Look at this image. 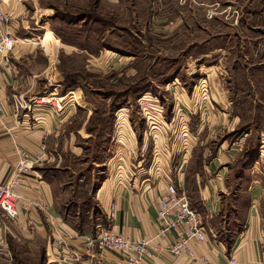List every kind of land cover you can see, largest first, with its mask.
Segmentation results:
<instances>
[{
  "label": "rangeland",
  "instance_id": "rangeland-1",
  "mask_svg": "<svg viewBox=\"0 0 264 264\" xmlns=\"http://www.w3.org/2000/svg\"><path fill=\"white\" fill-rule=\"evenodd\" d=\"M48 1L58 11L82 17L79 29L50 28V11L37 12L36 26L62 38L48 49L37 44L38 60L29 66L52 83L37 104L50 93L49 104L57 107L64 92L66 107L74 102L76 122L85 120L89 134L90 149L72 165L75 177L88 183L85 196L95 195L70 203L68 222L74 228L94 230L95 223L106 222L100 216L106 203L96 196L106 178V186L113 179L132 183L149 177L164 183V174L191 172L223 142L226 149L240 138H246L240 152L264 156V0ZM26 5L33 14L32 4ZM45 6L41 0L40 7ZM228 106L236 113L221 121L217 114L231 112ZM195 152L197 166H191ZM256 159L252 154L236 165L241 170ZM236 172L240 183L244 179ZM235 192L228 200L238 197ZM191 200L199 208L197 197ZM78 211L79 217L71 218ZM45 259L46 253L41 264H56Z\"/></svg>",
  "mask_w": 264,
  "mask_h": 264
},
{
  "label": "crops",
  "instance_id": "crops-1",
  "mask_svg": "<svg viewBox=\"0 0 264 264\" xmlns=\"http://www.w3.org/2000/svg\"><path fill=\"white\" fill-rule=\"evenodd\" d=\"M45 1V8H41V0H0V11L10 15L8 31L16 38L7 65L1 63L0 56V105L3 109L0 115V182L11 177L20 161L21 150L36 154L41 146L46 149L43 159L30 162L31 170L18 190V217L15 220L5 218L0 209V264H41L45 253V263L74 264L69 261L73 252L81 253V259L75 264H93L94 256L83 251L84 244L80 238L93 230L83 226L74 228L69 223L72 220L68 210L70 203L80 204V200L77 202L74 198L93 199L95 195L94 191L93 195L85 196L88 183H81L84 177H75L72 165L74 157L90 149L86 147L85 137L89 134L85 130V120L76 122L74 116L77 114L71 107L74 102L69 107L62 104L61 109L44 104L50 102L51 94L44 95V103L37 104L36 98L47 93L52 83L42 78V70L29 67L38 60L37 44L48 49L62 38L61 33H55L58 37H54L52 32H43L40 26H36L37 12L50 11L46 21L50 28L79 29L82 17L71 10L58 11L51 2ZM26 2L32 4L33 14ZM57 12L67 13L70 19L66 21ZM61 79L62 76L59 82ZM59 84L57 86L62 90L66 87ZM217 93L213 94L217 96ZM60 95L63 97L64 92ZM227 109L231 112L227 110L217 114V118L224 121L225 114L236 113L233 107L228 106ZM236 118L240 116L237 114L234 120ZM245 139H238L226 149L223 142L200 167L196 161L199 153L195 152L194 162L190 163L197 167L191 172L187 168L178 170L174 167L179 174H171L170 177L177 187L187 191L191 204L193 196L199 201V208H196L201 214L207 240L191 242L193 257L182 255L175 258L164 249L147 264H228L230 255H235L244 264H264V156L262 152H252L257 161L239 170L242 165H236V160L244 163L245 158L252 155L240 152ZM192 153L189 152V160ZM185 161L186 156L182 167ZM237 170L241 174L240 179H244L240 183L235 182L239 179ZM106 181L109 178L95 190L96 196L106 203L100 216L107 223H95V227L100 225L136 240L153 235L157 229L155 207L165 183L154 177L132 183L113 179L107 186ZM235 191H238V197L228 200L230 193ZM111 199L115 203L114 217L108 214V201ZM38 201L43 202V208L30 206V202ZM83 203L87 201L83 200ZM78 214L79 211L74 216L71 214V218H78ZM89 218L92 223L91 215ZM168 242V238L160 241L162 245ZM104 260L109 264H127L111 254H104Z\"/></svg>",
  "mask_w": 264,
  "mask_h": 264
},
{
  "label": "built area",
  "instance_id": "built-area-1",
  "mask_svg": "<svg viewBox=\"0 0 264 264\" xmlns=\"http://www.w3.org/2000/svg\"><path fill=\"white\" fill-rule=\"evenodd\" d=\"M10 15L0 11V56L1 63L8 64V57L15 47L16 38L8 31ZM56 87V86H55ZM50 95V93H49ZM65 95L68 96V93ZM57 98V109L63 107L64 96ZM51 99H53L51 97ZM44 103V102H42ZM52 104L48 102L45 104ZM3 109L0 105V115ZM45 146H41L38 153L32 154L26 150L20 151V161L7 180L0 182V209L5 218L15 220L19 214V188L24 184L25 175L31 170L30 162H38L44 158ZM165 189L159 196L155 207L157 229L153 235L143 236L139 239H130L120 233L97 225L93 232L81 235L83 251L93 254V264H109L104 260V254H111L119 257L127 264H147L154 259L162 250L178 258L182 255L193 257L194 253L190 248L193 241L205 242L207 233L202 224L199 210L194 207L186 192L180 190L169 174L163 175ZM44 207L42 201L30 202V206ZM27 209V208H26ZM109 217H114L115 203H111ZM169 239L166 245L161 240ZM81 259L80 252H73L69 261L76 263ZM228 264H244L235 255H230Z\"/></svg>",
  "mask_w": 264,
  "mask_h": 264
},
{
  "label": "bare ground",
  "instance_id": "bare-ground-1",
  "mask_svg": "<svg viewBox=\"0 0 264 264\" xmlns=\"http://www.w3.org/2000/svg\"><path fill=\"white\" fill-rule=\"evenodd\" d=\"M52 100H53V99H51V96H50V102H53ZM55 100H56V99H55ZM56 101H57V100H56ZM53 104H54V103H53Z\"/></svg>",
  "mask_w": 264,
  "mask_h": 264
}]
</instances>
